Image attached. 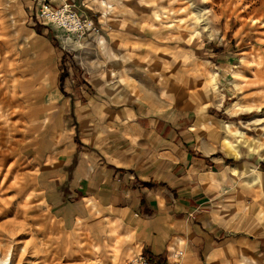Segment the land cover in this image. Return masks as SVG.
I'll return each mask as SVG.
<instances>
[{"label": "rangeland", "instance_id": "1", "mask_svg": "<svg viewBox=\"0 0 264 264\" xmlns=\"http://www.w3.org/2000/svg\"><path fill=\"white\" fill-rule=\"evenodd\" d=\"M49 1L73 5L102 30L79 43L37 21L39 0H0V264H127L138 256L122 255L119 234L118 257L109 259L95 231L120 228L105 227L100 208L89 213V200L74 204V163L58 162L68 159L74 128L81 145L75 109L124 107L178 115L199 155H208L204 137L221 159L210 178L220 189L209 191L211 248L192 260L175 244L170 260L152 263L180 254L181 264H264V0ZM103 81L125 97L99 90Z\"/></svg>", "mask_w": 264, "mask_h": 264}, {"label": "crops", "instance_id": "2", "mask_svg": "<svg viewBox=\"0 0 264 264\" xmlns=\"http://www.w3.org/2000/svg\"><path fill=\"white\" fill-rule=\"evenodd\" d=\"M105 83L99 90L117 97L104 90ZM123 97L118 92L117 98ZM160 100L170 101L168 97ZM172 115L159 118L132 107L74 110L81 145L76 143L74 128V144L62 152L68 159L58 162L62 168L74 163V204L89 200V213L100 208L108 215L105 227L120 228L122 234L117 229L95 231L111 254L109 259L118 257L119 234L126 244L122 255H143L154 262L170 260L175 244L192 260L212 246L207 209L209 191L220 192L211 179L220 172L221 159L212 156L215 147L204 137H198L199 146L208 155H199L188 121ZM66 173L60 175L64 181L69 178ZM234 196L230 200L236 205ZM229 248L236 251L234 246Z\"/></svg>", "mask_w": 264, "mask_h": 264}, {"label": "built area", "instance_id": "3", "mask_svg": "<svg viewBox=\"0 0 264 264\" xmlns=\"http://www.w3.org/2000/svg\"><path fill=\"white\" fill-rule=\"evenodd\" d=\"M49 0H39L36 9V19L39 23L53 26L70 34L74 40L85 42L89 38L100 36L102 27L97 26L92 19L80 16L73 5H65L55 9ZM127 264H158L152 263L146 256H139ZM165 264H181L180 254L172 262Z\"/></svg>", "mask_w": 264, "mask_h": 264}, {"label": "bare ground", "instance_id": "4", "mask_svg": "<svg viewBox=\"0 0 264 264\" xmlns=\"http://www.w3.org/2000/svg\"><path fill=\"white\" fill-rule=\"evenodd\" d=\"M113 9V7L111 6V5H107V7H106V10H112ZM110 13V12H109ZM107 14H108V12H107ZM59 30H61V29H59ZM104 38H102V37H99L98 38V42H99V44L101 45V46H105V43H104ZM77 42H79V41H77ZM80 43V42H79ZM108 89H109V91H111V85H108V87H107ZM1 105H0V109H1ZM200 121H199V124H201L202 125V127H205V121L207 120L206 119V117L204 116V114H202V115H200ZM49 122V121H48ZM224 125V124H223ZM236 135V134H235ZM239 135H241V133H239ZM237 136V135H236ZM226 142H227V144H228V147L229 148H233L234 150L236 149V147H235V144H234V142L230 139V138H227L226 139ZM94 248L95 249H99L98 248V245H95L94 246ZM6 258V257H5ZM7 263V262H6Z\"/></svg>", "mask_w": 264, "mask_h": 264}, {"label": "trees", "instance_id": "5", "mask_svg": "<svg viewBox=\"0 0 264 264\" xmlns=\"http://www.w3.org/2000/svg\"><path fill=\"white\" fill-rule=\"evenodd\" d=\"M148 259H149L151 262H153L152 259H150V258H148Z\"/></svg>", "mask_w": 264, "mask_h": 264}]
</instances>
